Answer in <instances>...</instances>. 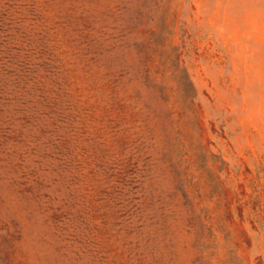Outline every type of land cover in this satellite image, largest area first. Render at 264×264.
<instances>
[{
    "label": "rangeland",
    "instance_id": "rangeland-1",
    "mask_svg": "<svg viewBox=\"0 0 264 264\" xmlns=\"http://www.w3.org/2000/svg\"><path fill=\"white\" fill-rule=\"evenodd\" d=\"M0 264H264V0H0Z\"/></svg>",
    "mask_w": 264,
    "mask_h": 264
}]
</instances>
